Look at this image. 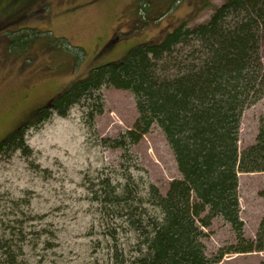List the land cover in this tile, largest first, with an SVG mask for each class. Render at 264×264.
I'll return each instance as SVG.
<instances>
[{
  "label": "rangeland",
  "instance_id": "374dc122",
  "mask_svg": "<svg viewBox=\"0 0 264 264\" xmlns=\"http://www.w3.org/2000/svg\"><path fill=\"white\" fill-rule=\"evenodd\" d=\"M208 1L203 7L202 0H178L163 17L136 29L131 23L133 0H0V140L92 67L160 38L182 21L189 25L204 21L223 2ZM20 33L30 38H16ZM260 55L264 65V36ZM101 93L104 109L92 127L81 108L74 106L67 116L54 114L26 132L31 156L20 151L0 156V232L22 222L27 264H133L139 244L127 231V222L109 236L114 224L105 223L88 188H96L105 174L114 179L130 173L141 178L140 189L152 183L164 194L169 182L180 177L156 124L127 154L101 141L130 128L137 116L129 90L103 86ZM262 114L264 97L243 111L239 150L254 141ZM238 180L244 235L254 238L264 215V172H241ZM25 196L30 199L28 206L23 201L16 203L19 207L11 204ZM23 214L36 218L26 219ZM205 232L202 241L208 256L236 241L230 225L220 217ZM263 258L264 248L228 252L218 264H259Z\"/></svg>",
  "mask_w": 264,
  "mask_h": 264
},
{
  "label": "trees",
  "instance_id": "16d2710c",
  "mask_svg": "<svg viewBox=\"0 0 264 264\" xmlns=\"http://www.w3.org/2000/svg\"><path fill=\"white\" fill-rule=\"evenodd\" d=\"M177 2L133 0V27L143 28L163 17ZM202 2L203 7L209 3ZM263 34L264 0H223L206 20L194 25L182 21L160 38L92 67L3 137L0 156L17 151L31 156L26 132L54 114L67 116L74 106L81 108L92 127L104 109L101 88L129 90L135 100V120L116 137L101 141L127 154L156 124L172 150L180 177L169 182L164 194L152 183L140 189L141 178L130 173L114 179L109 174L99 177L88 193L105 223L114 224L109 236L127 222V231L139 244L133 264H218L228 252L261 251L264 215L254 238H247L239 216L238 177L241 172H264V114L258 118L254 141L242 150L238 141L243 111L264 97ZM16 38L28 40L30 35L20 33ZM29 200L25 196L11 204L19 207L16 203L23 201L28 206ZM216 217L230 225L236 241L208 256L202 239ZM15 222L18 227L0 232V264H27L23 257L27 233L22 222ZM259 264H264V258Z\"/></svg>",
  "mask_w": 264,
  "mask_h": 264
}]
</instances>
